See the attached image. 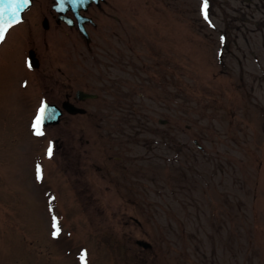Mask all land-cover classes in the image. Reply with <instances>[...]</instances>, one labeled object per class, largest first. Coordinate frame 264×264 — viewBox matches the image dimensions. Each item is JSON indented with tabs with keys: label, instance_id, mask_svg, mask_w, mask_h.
<instances>
[{
	"label": "rangeland",
	"instance_id": "rangeland-1",
	"mask_svg": "<svg viewBox=\"0 0 264 264\" xmlns=\"http://www.w3.org/2000/svg\"><path fill=\"white\" fill-rule=\"evenodd\" d=\"M203 3L108 0L90 46L0 45V264H264V0ZM65 71L99 98L37 135Z\"/></svg>",
	"mask_w": 264,
	"mask_h": 264
},
{
	"label": "flooded vegetation",
	"instance_id": "flooded-vegetation-1",
	"mask_svg": "<svg viewBox=\"0 0 264 264\" xmlns=\"http://www.w3.org/2000/svg\"><path fill=\"white\" fill-rule=\"evenodd\" d=\"M3 2V3H1ZM42 2L45 4L43 5ZM39 3L37 10H35V5ZM108 5V0H104L100 4L92 3L87 10H82L81 13L83 16L86 17L84 20L85 28L88 31L91 42L92 43V33L90 31L91 28H97L98 27V15L99 14H107V11L105 12V7ZM55 0H0V10L3 11L4 16L0 18V23L7 24L9 21H16L13 23V25L6 31L4 35V39L0 41V45H2L5 40L9 37V34L15 30L16 32L18 30H22V36L24 35V32L29 29V38L27 40V43L34 42V39L39 37L38 32H36L37 27H41L43 30L49 31L50 29H69L73 33L72 39L73 40H82L86 42V37L83 36L81 32H79L78 29V20L75 17L74 13L72 11H65L63 13H58L55 9ZM33 11V13H31ZM89 19H92L89 20ZM69 21V24L68 22ZM14 27V28H13ZM13 28V29H12ZM11 30V31H10ZM10 31V32H9ZM81 33V34H80ZM13 35V34H12ZM11 35V37H12ZM10 37V38H11ZM42 39H45V34L43 36H40ZM68 39V38H67ZM71 39V38H69ZM68 39V41H70ZM72 40V41H73ZM70 41V42H72ZM90 45V44H89ZM91 49V48H90ZM34 50V49H29ZM36 52V51H35ZM36 57L39 61V68L32 69L33 74L41 73L42 68L40 69V66L42 64V60L40 59L39 55L36 52ZM40 70V72H39ZM42 75H54L49 72L48 69H44L41 73ZM63 76V86L64 87V97L58 101V105H61L64 101L69 100L72 103L79 105V100L76 98V90H74L71 86V80L70 78H66V71L62 73ZM59 83L53 84V89L58 86ZM55 103V102H51ZM67 114L66 112H63L62 120L66 118ZM61 120V121H62ZM69 148H66V161L68 162V166L72 167V156L70 154Z\"/></svg>",
	"mask_w": 264,
	"mask_h": 264
},
{
	"label": "water",
	"instance_id": "water-1",
	"mask_svg": "<svg viewBox=\"0 0 264 264\" xmlns=\"http://www.w3.org/2000/svg\"><path fill=\"white\" fill-rule=\"evenodd\" d=\"M56 1H57V5L55 8L57 9V11L64 12L71 10L75 14L78 20V27L80 31L84 35H86L88 41H90V38L84 28L85 18L82 17V15H80V11L82 9H87L88 6L93 2L99 3L100 0H71V2L70 0H56ZM30 58H31V65L33 67H38V61L35 57L34 51L30 52ZM76 96L80 100H85L88 98H97L96 94L87 93L81 90L77 91ZM62 106L70 114H85L86 112L84 108L77 107L74 104L70 103L69 101H65ZM42 107H44L45 109L43 114V121H42L44 125L57 124L60 122L62 110L58 106H56L55 104L45 103ZM161 122H165V121H161ZM137 244L144 247L145 249L151 247V244L144 240H137Z\"/></svg>",
	"mask_w": 264,
	"mask_h": 264
},
{
	"label": "snow or ice",
	"instance_id": "snow-or-ice-1",
	"mask_svg": "<svg viewBox=\"0 0 264 264\" xmlns=\"http://www.w3.org/2000/svg\"><path fill=\"white\" fill-rule=\"evenodd\" d=\"M71 2V0H70ZM207 0H204L203 3V11L205 13V17L207 18ZM4 16V13L2 10H0V18H2ZM16 21H9L7 24L4 23H0V41H2L4 39V35L6 33V31L13 25V23ZM44 107H41L40 109V115L37 116L36 122L33 124V128L36 130V134L37 135H41V131L39 130V125L42 123L43 121V114H44ZM49 155H51V149H49ZM58 232V229H57Z\"/></svg>",
	"mask_w": 264,
	"mask_h": 264
},
{
	"label": "bare ground",
	"instance_id": "bare-ground-1",
	"mask_svg": "<svg viewBox=\"0 0 264 264\" xmlns=\"http://www.w3.org/2000/svg\"><path fill=\"white\" fill-rule=\"evenodd\" d=\"M13 28H14V27H13ZM13 28H12V29H13ZM10 31H11V30H10ZM10 31H9V32H10Z\"/></svg>",
	"mask_w": 264,
	"mask_h": 264
}]
</instances>
